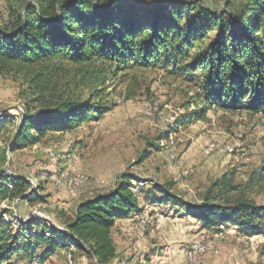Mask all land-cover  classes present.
<instances>
[{
    "label": "trees",
    "instance_id": "16d2710c",
    "mask_svg": "<svg viewBox=\"0 0 264 264\" xmlns=\"http://www.w3.org/2000/svg\"><path fill=\"white\" fill-rule=\"evenodd\" d=\"M34 1L8 15L6 24L0 11V74L23 75L32 95L18 117L12 153L50 132L68 133L100 120L112 110L104 102L109 82L136 68H161L186 84L177 126L206 120L216 109L264 118V0H241L238 7L225 1L223 8L204 0ZM8 118L0 120V133L14 119ZM133 180L122 174L114 190L79 204L66 230L33 220L16 231L0 214V264L42 263L72 245L97 264H109L117 258V221L141 212L143 191L131 190ZM222 190L236 187L226 179L215 183L199 207L165 185L154 184L145 198L186 208L203 229L233 224L249 235L264 230V206L217 203ZM38 192L23 177L1 172L0 205L43 202Z\"/></svg>",
    "mask_w": 264,
    "mask_h": 264
},
{
    "label": "rangeland",
    "instance_id": "374dc122",
    "mask_svg": "<svg viewBox=\"0 0 264 264\" xmlns=\"http://www.w3.org/2000/svg\"><path fill=\"white\" fill-rule=\"evenodd\" d=\"M204 1L212 8H223L225 1L235 7L241 4V0ZM28 4L35 5V1L0 0L1 21L6 24L8 15L23 12ZM187 89L182 79H173L161 68L121 73L109 82L104 102L112 110L100 120L68 133L50 132L38 144L12 153L9 146L18 117L32 95L23 75L0 74L3 122L7 116L14 118L0 133V174L23 177L45 197L43 202H3L1 216L16 231L20 224L33 220L66 230L79 204L108 194L122 174H129L134 179L131 190L143 191L141 212L133 214V221L125 227L113 229L117 258L109 264H264L261 228L254 235L233 224L203 229L186 208L145 198L154 184L165 185L172 194L199 207L212 185L226 179L236 190H222L217 203L247 200L264 206V118L216 109L207 113L206 120L177 126L185 113L182 105L187 101ZM52 176H60L62 184L58 186ZM77 178L84 184H78ZM134 232L138 236L132 238ZM213 235L227 237L215 239ZM192 249L198 253L187 262L185 253ZM41 251L42 247L38 253ZM14 264L97 262L72 245L42 263L18 260Z\"/></svg>",
    "mask_w": 264,
    "mask_h": 264
},
{
    "label": "crops",
    "instance_id": "0c3cea01",
    "mask_svg": "<svg viewBox=\"0 0 264 264\" xmlns=\"http://www.w3.org/2000/svg\"><path fill=\"white\" fill-rule=\"evenodd\" d=\"M133 216H130L129 218H126V219H122V220H118L117 221V223H116V226H119L120 228H123V226L125 227L127 224H129V222H132L133 221V218H132ZM140 224V226H145V227H147L146 225H142L141 223H139ZM138 234L140 233V231L139 232H137ZM136 232H134L133 233V235H132V238H135L136 236H138V234H137Z\"/></svg>",
    "mask_w": 264,
    "mask_h": 264
},
{
    "label": "bare ground",
    "instance_id": "6f19581e",
    "mask_svg": "<svg viewBox=\"0 0 264 264\" xmlns=\"http://www.w3.org/2000/svg\"><path fill=\"white\" fill-rule=\"evenodd\" d=\"M5 18H6V17H5ZM2 118H3V116L0 115V120H2ZM58 173H59V172H58ZM60 174H62V173H60ZM63 174H64V173H63ZM65 174H66V171H65ZM68 174H69V173H68ZM68 174H67V176H68ZM79 176H80V175H79ZM68 177H69V176H68ZM70 177H71V176H70ZM53 178H55V177L52 176L51 179H52V180H55V183H56L58 186H59L60 184H62V183H61V177H60V176L56 177L55 179H53ZM78 178H79V177H78ZM78 178H77V183H78V184H82L83 182H85V181H82V179H80V180L78 181ZM72 179H73V178H72ZM66 182H67V181H66ZM52 183H53V182H52ZM83 184H84V183H83ZM71 185H72V184H71ZM65 186H66V185H65ZM74 186H75V185H74ZM71 187H72V186H71ZM71 187H70V188H71ZM75 189H76V188H75ZM197 247H199V246H197ZM194 249H195V248H194ZM194 249H192V251H191L192 253H193V251H195ZM197 253H198V251H197ZM197 253H196V254H197Z\"/></svg>",
    "mask_w": 264,
    "mask_h": 264
},
{
    "label": "built area",
    "instance_id": "2783aa9c",
    "mask_svg": "<svg viewBox=\"0 0 264 264\" xmlns=\"http://www.w3.org/2000/svg\"><path fill=\"white\" fill-rule=\"evenodd\" d=\"M3 114H4L3 112H0V115H3ZM225 237H227V235H223L222 237H215L213 235V238H215V239H223ZM202 246H204L203 242H202ZM196 252L197 251H193V253H185L186 261L191 262L192 259L194 258V255L196 254Z\"/></svg>",
    "mask_w": 264,
    "mask_h": 264
}]
</instances>
